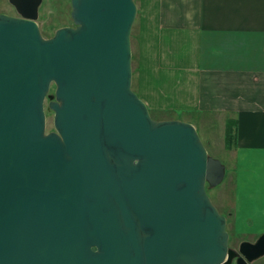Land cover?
<instances>
[{"label": "water", "instance_id": "95a60500", "mask_svg": "<svg viewBox=\"0 0 264 264\" xmlns=\"http://www.w3.org/2000/svg\"><path fill=\"white\" fill-rule=\"evenodd\" d=\"M137 14L135 0H72L76 26L50 38L0 14V264H251L264 255V233L230 247L207 188L226 166L194 124L154 119L133 89Z\"/></svg>", "mask_w": 264, "mask_h": 264}, {"label": "crops", "instance_id": "0c3cea01", "mask_svg": "<svg viewBox=\"0 0 264 264\" xmlns=\"http://www.w3.org/2000/svg\"><path fill=\"white\" fill-rule=\"evenodd\" d=\"M139 7L136 91L152 110L223 118L232 232L254 242L264 233V0H141ZM230 120L236 143L228 149Z\"/></svg>", "mask_w": 264, "mask_h": 264}, {"label": "rangeland", "instance_id": "374dc122", "mask_svg": "<svg viewBox=\"0 0 264 264\" xmlns=\"http://www.w3.org/2000/svg\"><path fill=\"white\" fill-rule=\"evenodd\" d=\"M69 0H67V9L66 11H71L70 4L68 3ZM138 5V14L137 19L133 27L131 40H132V52H133V89L136 91L138 87V79H139V69H140V26H139V18L142 17L141 9L139 7L141 0H135ZM68 21L71 22V18H68ZM55 87L53 86L51 89V94L54 93ZM137 92V91H136ZM49 98H47V102H49ZM150 109V108H149ZM179 109H173L171 110H163V111H156L150 109L151 115L154 119L161 120V119H173V117H178L179 115L176 113L181 114L180 118L175 119H181L184 121H188L197 128L201 139L203 140L208 153L210 156L220 159L223 161V163L226 161L224 150H223V141H224V131H225V121L222 120V117H217L215 115H210L207 113H201V112H194V110H189L185 112L186 114H183L182 111L178 112ZM215 116V117H214ZM54 130V112L51 110H48L47 112V131ZM234 132L235 129H232ZM225 144H227V141H225ZM235 143H233L234 145ZM227 148V147H226ZM233 148V147H231ZM228 148V149H231ZM208 193L213 200L214 204L218 207L221 213L227 216L228 224L227 228L230 233V247L237 248L239 247V244L243 239H252L255 237H252L251 235L248 236H240V238H237L234 236L235 234L233 231V224L230 223L231 218L229 212L232 210L233 207V184H226L225 182H222L221 184L217 186H209L208 185ZM233 212V211H232ZM258 238V237H257ZM236 249V250H237ZM252 264H264V255L261 256L259 259L254 261Z\"/></svg>", "mask_w": 264, "mask_h": 264}, {"label": "flooded vegetation", "instance_id": "af4514ba", "mask_svg": "<svg viewBox=\"0 0 264 264\" xmlns=\"http://www.w3.org/2000/svg\"><path fill=\"white\" fill-rule=\"evenodd\" d=\"M68 3L71 7L70 14L66 11L67 0H0V14L32 20L37 23L42 35L50 38L62 27L76 26L72 17V0ZM68 18H71V22ZM48 110L50 108L47 102L45 103L46 116ZM237 250L239 251V247Z\"/></svg>", "mask_w": 264, "mask_h": 264}, {"label": "trees", "instance_id": "16d2710c", "mask_svg": "<svg viewBox=\"0 0 264 264\" xmlns=\"http://www.w3.org/2000/svg\"><path fill=\"white\" fill-rule=\"evenodd\" d=\"M235 124L236 122L234 121H228V124H227V130H226V141H227V144H226V147L227 148H231V147H234L233 143H236V134H235V131L233 132L232 129H235ZM210 186V185H209ZM208 188V187H207Z\"/></svg>", "mask_w": 264, "mask_h": 264}]
</instances>
